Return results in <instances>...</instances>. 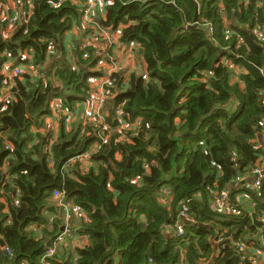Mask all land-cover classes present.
Listing matches in <instances>:
<instances>
[{"label":"trees","instance_id":"obj_1","mask_svg":"<svg viewBox=\"0 0 264 264\" xmlns=\"http://www.w3.org/2000/svg\"><path fill=\"white\" fill-rule=\"evenodd\" d=\"M71 1H30L27 19L8 36L7 21L0 20V73L7 60L14 67L26 64L23 54L34 67L44 66L37 75L20 67L8 83L0 74V94L12 89L10 102L0 106V264L39 263L60 220L50 231L42 228L43 237L30 226L42 227L47 211L55 210V192L82 209L80 226L88 241L73 253L56 252L53 264H201L202 257L210 264H238L229 242L212 254L206 235L214 227L207 221L196 225L193 236L185 234L180 246L165 231L178 220L181 202L202 223L208 191L226 190L234 203L235 181L264 158V0H101L103 15L96 17L101 12L94 9V31L81 23L85 0ZM73 25L80 42L82 33L97 38L100 29L117 34L118 50L140 56L149 77L109 74L117 90L104 118L113 131L76 122L67 128L59 117L55 138L39 132V119L52 113V98L74 112L81 99L66 89L75 84L84 93L87 79L103 71L89 70L103 57L95 44L82 49L79 44L74 52L79 69L68 67L65 46ZM132 41L136 46L129 48ZM86 61L89 66L80 68ZM235 72L237 81L231 82ZM120 118L141 121L129 142L115 141ZM100 133L108 140H99ZM94 141H101L95 153ZM88 151L87 162L75 159ZM246 193L264 206L263 186ZM219 212L217 223L233 242L245 230L256 232L249 216Z\"/></svg>","mask_w":264,"mask_h":264},{"label":"rangeland","instance_id":"obj_2","mask_svg":"<svg viewBox=\"0 0 264 264\" xmlns=\"http://www.w3.org/2000/svg\"><path fill=\"white\" fill-rule=\"evenodd\" d=\"M61 1V0H60ZM30 0L26 1V9L21 10L19 8L18 5H16L15 1L9 0L7 2L4 3V8L7 12V16L4 15V18H6L8 20V22L13 23L14 27L10 28V33L11 31L18 25H21L23 22H25V20L27 19L26 17L29 15L30 13V4H29ZM71 3H73V0L71 1ZM100 6L98 5V12H101L100 10ZM97 12V14H98ZM103 15V12H101L99 15H96V17H101ZM20 17L25 18V19H20ZM4 19V20H6ZM74 25L72 26V28H70L68 36H67V44L65 46V60L68 64V67L73 68L72 70H78L79 69V65L76 63L78 61L76 55H74L75 50L77 51V46H79V44L83 43L80 42L79 40H73L72 38L75 37L73 35L74 33ZM72 36V38H71ZM91 39L85 40V45L86 46H90L91 44H95V46L98 48V50L95 52L96 54L100 55V54H104V52H106V56L107 58H110V61L107 62L105 59H99L96 61V63L93 65V67H89L90 71L95 70V71H100L101 69H103V71L101 70L100 76H96V77H91L87 79V90H85L84 93H77L75 90V84H73L72 86H70L68 89H66V93L68 95H72V96H78L81 100L76 102L77 104H74V112L71 111H66L64 108H62L61 106V100H56L55 98H52L51 102L53 101V99L56 100V104H55V109H58L59 112H63L66 115H71L72 119L70 120V122L65 123L67 126V128H69L71 126V123H79V125H81L83 128L87 125H91L95 130L96 129H102L105 130L107 132H111L113 131V129L111 128L110 124L108 121L105 120L104 117H107L109 115V100H111V98H113L116 94V92H114V90L116 89V84L114 83V78L112 79L111 76H109V79H107L108 74H110L111 72L109 71L110 68H126V70H130L128 71V74L126 75L127 77L129 76L130 72H131V68H130V63L131 61L129 59H127L126 57H124V60H120L119 57L121 56V54L119 55L118 52H114V55H112L109 51L106 50V48H108V44L106 43L107 41V36L104 34L103 36H98L97 38L94 39V34H92L90 36ZM103 41V42H102ZM82 48L85 47V45L81 44ZM83 59L87 58L86 54H83ZM133 58V57H132ZM140 56H138L136 54V56H134L133 61H136L137 59H139ZM111 59H113L114 61H111ZM129 60V61H128ZM8 64L9 66H6V62H4V66H3V70L0 74L4 75V78L6 77V82H9V79L11 80V78L15 77L14 72H13V65L12 62L10 60H8ZM134 65V64H133ZM62 65H60L61 67ZM88 61L84 62V63H80V68H86L88 67ZM21 67V72L24 71H28L29 73H32L33 75H37V73H43L44 66H40V68L34 67L33 64H23L20 66ZM231 67V66H230ZM134 70V68L132 69ZM110 72V73H109ZM127 73V72H125ZM105 74V75H104ZM237 73L235 72V74L232 73V76L230 77V81L231 82H235L236 77H237ZM206 78V76L204 77ZM125 81V80H124ZM11 84V83H9ZM77 84V83H76ZM5 88V87H4ZM2 88V89H4ZM10 88V87H7ZM10 90H12L10 88ZM9 90V91H10ZM117 90V89H116ZM115 90V91H116ZM104 91H106L107 93H105ZM1 92L3 93V91L1 90ZM8 92V91H7ZM3 98V94H0V100ZM103 100H106L104 104H102L101 102ZM50 102V104H51ZM51 109V107H50ZM83 109V117L80 114V110ZM117 114V113H115ZM118 116H121L122 114H117ZM117 116V118H119ZM121 120V118H120ZM178 121V119H176ZM57 121V120H56ZM122 124H119L116 126V128L114 129L117 133V139L118 141H126L129 142V140L131 139V136H134L138 129L136 125H132L131 127H129L130 129H132V131H128L129 134L126 133V127L130 126L129 123H125L126 121L121 120ZM70 123V124H69ZM138 123V122H136ZM56 126H58V124H56ZM46 132V126H45V130ZM118 131H120V133H118ZM53 136L56 138L57 134L56 133H52ZM103 135V133H100ZM107 138V136H106ZM53 138H51L52 140ZM108 140V139H107ZM106 140V141H107ZM95 144V143H93ZM92 144V145H93ZM100 147V146H99ZM99 147H96V149L94 150V153L99 149ZM261 163L259 162L257 164H255L254 166H251L250 168L244 170L243 174H249V175H255V171L256 169H260L261 168ZM245 176L241 177L239 179H237L235 181V185L238 184V182H240V180L244 181ZM253 183V182H252ZM223 190V189H222ZM220 191H216V190H212V191H208L205 194V197L203 196V201H205V203L202 204V206H204V204L208 205L207 206V210L204 211V219L201 220V218L198 219L199 222H202L203 224L209 223L212 227H214V232L213 234L208 233L206 235V239L208 240L210 238L211 242L214 243V246L217 247L220 245L221 242H223L224 238L222 237V235L224 234L223 231L220 232V228L222 229L223 227H221L220 225H218L217 220H218V215H216V212H219L220 214H223L221 212L224 213H228L226 211H222V210H217V205H215V201H216V197L219 194ZM167 193V190H165V188L161 189V194L165 195V193ZM157 199L160 202H164L166 208L168 209V205L167 202L161 197V195H157L156 196ZM235 214V212H234ZM227 215V214H224ZM222 216V215H221ZM226 217V216H224ZM65 218V217H64ZM261 217H259L260 219ZM264 218V216L262 217ZM60 219L62 220V215L60 216ZM88 220V218H87ZM226 220H228V217H226ZM219 221V220H218ZM261 223V222H260ZM48 231H50V228L46 227ZM231 228H233V226H231ZM230 228V229H231ZM167 229H171V227H168ZM236 229V228H233ZM185 230H186V234H190L191 236H193V232L197 233V227L196 225L192 224H186L185 225ZM223 230H227V229H223ZM168 230L165 231V233H167ZM223 233V234H222ZM213 236V237H212ZM194 237L198 238L197 235H195ZM220 238V239H219ZM171 241L173 240V238H170ZM178 241L175 242V244L178 245V243L181 241L180 238H177ZM83 242L87 244L86 240H83ZM205 242V241H204ZM180 246V245H178ZM211 250H212V254L214 253L213 251V246L211 245ZM219 254V253H218ZM217 254V255H218Z\"/></svg>","mask_w":264,"mask_h":264},{"label":"built area","instance_id":"obj_3","mask_svg":"<svg viewBox=\"0 0 264 264\" xmlns=\"http://www.w3.org/2000/svg\"><path fill=\"white\" fill-rule=\"evenodd\" d=\"M7 1H9V0H6L5 2H7ZM12 1H15L16 5H18L19 8L21 10H23L25 8V6H26V1H28V0H12ZM30 1L32 2V0H30ZM4 3H1V1H0V20L6 19V18H4V15L7 16V12H6L5 8H4ZM100 3H101V0H85L83 2V4L81 3V6H82L81 23H82V25L85 28H91L92 31H94V29H93L94 26L93 25L96 22L95 21V17H94V12H95L94 9L97 7V10H98V5L102 8V3L101 4ZM20 19H25V18L20 17ZM4 21H7L6 30H5L6 33L5 34L8 36V32L10 31V28L14 27V25H13V23L8 22L7 19L4 20ZM74 27H75V25H74ZM99 33H100L99 34L100 36H103L104 34L107 36V41H108L109 46L114 45L113 46V50H112L113 52H120L118 50L119 43H118V35L117 34L109 35V34L105 33L101 29L99 30ZM83 35H84L85 38L82 41L83 43H81V44L85 45V40L91 39L90 36L92 34L91 33H83ZM128 46H129V48L134 47V46H136V43L134 41H132V42L129 43ZM121 52H123L125 56L129 55L128 50H126V48L124 50H122ZM4 54H6V52H4ZM22 57L23 58H27L26 59V64H31L32 63L31 57L30 56L28 57L27 54H23ZM101 59H103V58H101ZM6 66L7 67L9 66L8 60L6 61ZM133 68H134V65H132V68H131L132 72L138 73L143 80L148 79L149 75H148V73L146 71L144 63H143V65L140 68L132 70ZM121 69L116 67V68H110L109 71L111 73H113V72H116V71L121 70ZM13 72H14V75L19 74L20 67H18V66L14 67L13 68ZM106 76H107V79L110 80L109 79V74L106 75ZM7 87L11 88V86H7ZM7 87L4 88L6 91H7ZM4 89H2L3 92H4ZM104 92L107 93L106 91H104ZM55 99L59 100V98H57V97H55ZM55 99H53V101L50 104L52 115L56 119H58L59 117L63 118L65 123L70 122V120L72 119L71 115H66L63 112L62 113L59 112L58 109H55V104H56L55 103L56 102ZM10 100H11L10 91L3 93V98L0 100V106H3L4 103L10 102ZM105 101L106 100H103L101 103L104 104ZM116 113L117 114H121V111L117 110ZM136 122H138V123H136ZM122 123H124V122L119 121V124H122ZM125 123H128V122H125ZM140 124H141L140 119L136 118V119L133 120V122L129 123L130 126H127L126 130L127 131H132V129H130L129 127H131L132 125H136L138 127ZM118 133H120V131H118ZM106 136H107L106 134L105 135L100 134V139L99 140H101L103 142L106 141L107 138H108V136H107V138H106ZM101 141L100 142L99 141H97V142L94 141L93 143H95V144L92 143L93 145L91 144L90 148L95 150L96 147H99L101 145ZM115 141H118V139L116 138ZM89 157H91V154L88 151V152H85V153H83L81 155L76 156L75 159L76 160H80V159L87 160ZM49 162H50V159H49ZM261 162H262L261 163V168L260 169H256V171H255L256 174L254 176H256V180L253 182V186L255 187L254 189H258V188H260L262 186L264 187V158L261 159ZM228 193L229 192L226 191V190H222L221 192H219V194L216 197L215 205H217L219 210L226 211V212H228V214H232L234 212H238L237 211L238 209H237V206H236L235 202L232 203V200H231V198H230ZM54 196L57 198V205H59L61 207H66L67 206V204H68L67 201H65L63 199V197H60L58 195V192H55ZM235 201H237V199H235ZM71 211L75 215H80L82 213V209L79 206L75 205V204L71 205ZM194 222H195V220L189 214V208L187 207L186 202H181L180 203V209H179V212H178V220L176 221V223L174 225L175 235L178 238H180L181 240H183V241L187 240V238L185 237V234H186L185 225H186V223L188 224V223H194ZM258 222H261L260 223L262 225L261 232L264 233V218L261 217L260 219H258ZM69 232H70L69 222L67 221L66 224H65V229L63 230V233L57 234L53 238H51V243L47 246V248L45 249L44 254L39 259L40 264H53L52 263L53 261H51L52 257L56 253L57 248L63 242V236L65 234L69 233ZM222 237L227 238V239H224L223 242H221L219 246L215 247V252H219V251L221 252V250H223L225 248V243L229 242L230 246H233L235 248V250L237 251L241 263L247 262L249 264H264V246L258 247V248L251 246V248H250L251 250L249 252H245L246 243L243 240L244 238L242 239L241 237H239L237 239V241L233 242V236L232 235L231 236L222 235ZM3 250H4L5 253L11 254V251L8 249V247H4L3 246ZM20 264H26V263L21 261ZM181 264H184L183 261H181Z\"/></svg>","mask_w":264,"mask_h":264},{"label":"crops","instance_id":"obj_4","mask_svg":"<svg viewBox=\"0 0 264 264\" xmlns=\"http://www.w3.org/2000/svg\"><path fill=\"white\" fill-rule=\"evenodd\" d=\"M76 31H77V29L74 28L73 35L76 33ZM68 33H69V31H68ZM68 33H67V36H68ZM82 36L84 37L83 33H82ZM72 39L77 40V41L79 40L78 38H74V37ZM106 43L108 44V41H106ZM108 46H109V44H108ZM109 48H110V46L108 48H106V50L111 52L112 55H114V52L109 50ZM118 53H119V55L121 54V56L119 57L120 60H124V57H126L127 59H129L131 61L130 68H132L133 64H134V69L140 68L144 63L143 60L133 61V58H134L133 54L125 56L123 52H118ZM102 58L105 59L107 62L110 61V58H107V56H106V52H104ZM111 61H114V60L111 59ZM128 71L129 70H126V68H124V66H123V68L121 70H118L116 72H120L122 76H125V80H126V78H127L126 75L128 74ZM125 72H127V73H125ZM9 90H10V88H7V91H9ZM7 91L4 89L3 93H5ZM75 104H77V103H75ZM80 114L83 117V109L80 110ZM39 120L43 123L42 128H40L39 132L44 134V135L46 133L50 134L51 132L57 134L58 130L61 128V121L56 119L52 115V113L50 115H47V116H42ZM56 124H58V126H56ZM45 126H46V132L44 131ZM32 130L35 134L38 131V129L35 127H33ZM89 159H90V157L87 160L80 159L77 161L83 163V162H87ZM244 176H245L244 181L240 180V182H238V184H236L234 186V187H238V192L234 194L235 196L233 197V199H234V201H235V199H237V201H235V204L240 210H237L238 212H235V214L232 213L231 215H234L236 217L238 216V218H239L242 214H244L246 216H249V218H251L252 220H253V218L256 219L259 217H263L264 216V208H263L264 206L262 205L259 207L256 204V202L254 201V200H256V197L250 198V196H248V194L246 193V192H251L255 188L253 186L252 182H254L256 180V176L249 175V174L244 175L242 173L239 178L244 177ZM263 189H264V187H263ZM229 196H230V194H229ZM67 203L68 204L66 207H61V206L57 205V203L54 204V206L52 208H54L55 210H53V211L48 210L47 211V213L44 217L46 219V221H45V223H43L42 227L37 228L35 226H30V228H33V230L37 233L38 237H41V236L43 237L42 228L47 229L46 227H48V228H50V230H52L53 226H54L53 225L54 222L57 219H59L60 220L59 231L54 233L57 235V234L63 233V230L65 229V224L68 221L70 232L63 236V242L60 244V246L56 250V252H58V254H61L65 249H68V250H70L71 253H73L74 249H77L79 247L86 245V242L84 243L83 240L88 241V234L85 233L83 228L80 226V223H81V217L80 216H83V215H81L83 213H81L80 215L73 214V212L71 211V205L73 204V202L71 200H67ZM61 215H62V220L60 219ZM84 216L86 217L85 220L88 221L87 215L85 214ZM256 220L258 221V219H256ZM188 224L197 225L199 227H203V225H204L203 223H197L196 221L194 223H188ZM75 225H79L80 228L76 227ZM256 227H257L256 232H251L249 230H245L247 233V234L245 233V237L243 239L246 243L245 252H249L251 250L250 249L251 246L257 247V248L264 246V233L261 232L262 225L261 224L256 225ZM223 229H226V228H222V229L220 228L221 231L226 233L227 230L225 231ZM167 230H168L167 233L169 234L170 237H171V232H172L173 236L175 235L174 234V227H171L170 230L169 229H167ZM77 231H80V232L76 233ZM41 233H42V235H41ZM193 233H195V232H193ZM54 234H52L50 238H52V236ZM0 239H2V238L0 237ZM212 246H213V251H214L213 255L216 256L220 251L215 252V246H214L213 242H212ZM234 250H235V248H234ZM234 256L237 257L236 262L238 264H241L238 253L236 250H235ZM57 261H58V259H57ZM210 262H211L210 260H208V262H206L205 257L204 258L202 257L199 259V263H201V264H210ZM245 263H247V262H245ZM38 264H40V262Z\"/></svg>","mask_w":264,"mask_h":264},{"label":"water","instance_id":"obj_5","mask_svg":"<svg viewBox=\"0 0 264 264\" xmlns=\"http://www.w3.org/2000/svg\"><path fill=\"white\" fill-rule=\"evenodd\" d=\"M195 19H196V16H195V18H194V21H195ZM253 221H254V222H253L254 224H256V225H260V222L256 221L255 218H253ZM200 225H201V224H200ZM49 242H50V240L47 241V244H49ZM3 244H4V242L0 239V245L2 246ZM234 259H235V261H237V257H236V256H234Z\"/></svg>","mask_w":264,"mask_h":264},{"label":"clouds","instance_id":"obj_6","mask_svg":"<svg viewBox=\"0 0 264 264\" xmlns=\"http://www.w3.org/2000/svg\"><path fill=\"white\" fill-rule=\"evenodd\" d=\"M99 36H100V35H99ZM3 66H4V65H3ZM2 69H3V67H2ZM49 240H50V242H49V244H50V243H51V238H50ZM49 244L46 243L47 246H48ZM47 246H46V247H47Z\"/></svg>","mask_w":264,"mask_h":264}]
</instances>
